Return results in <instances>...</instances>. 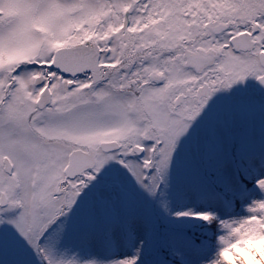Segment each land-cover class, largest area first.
I'll return each instance as SVG.
<instances>
[{
    "label": "snow or ice",
    "instance_id": "obj_1",
    "mask_svg": "<svg viewBox=\"0 0 264 264\" xmlns=\"http://www.w3.org/2000/svg\"><path fill=\"white\" fill-rule=\"evenodd\" d=\"M0 264H264V0H0Z\"/></svg>",
    "mask_w": 264,
    "mask_h": 264
}]
</instances>
